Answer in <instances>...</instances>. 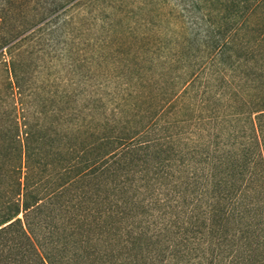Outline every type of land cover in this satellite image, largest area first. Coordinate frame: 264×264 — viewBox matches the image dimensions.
Wrapping results in <instances>:
<instances>
[{
    "label": "trees",
    "instance_id": "1",
    "mask_svg": "<svg viewBox=\"0 0 264 264\" xmlns=\"http://www.w3.org/2000/svg\"><path fill=\"white\" fill-rule=\"evenodd\" d=\"M206 4L220 6L224 23L264 11V0ZM208 16L191 31L181 25L165 48L137 32L155 24L142 15L110 47L92 50L88 65L105 63L117 81L109 109L103 97L71 108L68 94L32 104L12 45L0 43L10 53L0 83V264H97L89 247L111 233L126 251L112 264H264L263 83L228 114L248 120L254 153H201L210 173L176 176L185 156L170 131L217 127L227 118L225 73L264 65V31L252 47Z\"/></svg>",
    "mask_w": 264,
    "mask_h": 264
},
{
    "label": "rangeland",
    "instance_id": "2",
    "mask_svg": "<svg viewBox=\"0 0 264 264\" xmlns=\"http://www.w3.org/2000/svg\"><path fill=\"white\" fill-rule=\"evenodd\" d=\"M208 1L0 0V43L8 41L7 46L12 45L15 74L23 83L32 104L47 100L51 94H68L71 108L86 107L88 101L103 97V106L109 109V95L115 90L116 78L107 77L108 67L105 63L99 65V62H93L88 65L85 58L91 57L92 50L102 45L110 47L111 40L119 38L122 31L142 15H150L155 24L145 30L139 27L137 32L143 31L151 37L156 35L165 48L173 45L169 40H175L176 31L181 25L191 31L194 29L193 23L201 15H210L208 18L211 17L215 27L239 29V37L247 40L249 46L255 45L259 32L264 31V11L260 13L258 10L250 17H247L248 13H231L235 16L234 20L224 23L221 19L223 10L219 5L206 4ZM122 13H134L135 18L126 21L121 19ZM245 19L246 24L241 26ZM263 45L264 42L262 48ZM7 46L0 49V83L7 76L4 67L10 60ZM225 75L228 84L222 97L221 112H225L227 118L217 127L211 125L204 131L197 132L190 126L170 131L172 137L181 142L178 149L185 156V165L177 170V177H186L197 169L210 173V165L199 157L201 153L206 155L208 152L213 157L237 155L243 149L254 153L248 120L232 118L228 114L232 106L254 95L249 89L257 86L253 82L263 83L264 86V65L251 62L246 68L243 63L242 67ZM230 93H236L237 99ZM223 170H219L218 179L225 177ZM209 190H205L207 195L210 194L207 192ZM123 241L111 233L94 247H89V251H95L97 264H112L113 256L119 249L120 254L126 256ZM74 264L83 263L78 261Z\"/></svg>",
    "mask_w": 264,
    "mask_h": 264
}]
</instances>
